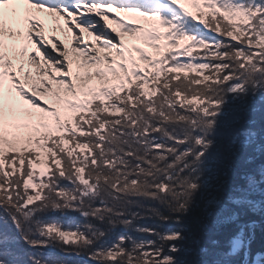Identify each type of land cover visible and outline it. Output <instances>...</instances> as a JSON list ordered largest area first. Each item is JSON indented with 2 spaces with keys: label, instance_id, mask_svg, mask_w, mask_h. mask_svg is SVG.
<instances>
[{
  "label": "snow or ice",
  "instance_id": "1",
  "mask_svg": "<svg viewBox=\"0 0 264 264\" xmlns=\"http://www.w3.org/2000/svg\"><path fill=\"white\" fill-rule=\"evenodd\" d=\"M258 232L264 0H0V264H264Z\"/></svg>",
  "mask_w": 264,
  "mask_h": 264
},
{
  "label": "trees",
  "instance_id": "2",
  "mask_svg": "<svg viewBox=\"0 0 264 264\" xmlns=\"http://www.w3.org/2000/svg\"><path fill=\"white\" fill-rule=\"evenodd\" d=\"M198 51L196 49H193V54ZM195 73H189V75H194ZM260 161L258 160L257 163ZM149 208H159L160 211H166L165 208L160 206L157 203H154L152 201H142L140 202V206L133 205L131 206V210L135 212H139L140 216L135 220V225L136 226H148L155 228L157 231H162L163 229L166 228H175L178 227L176 224L169 222V223H164L159 219V217L155 216L151 212L148 211ZM48 216H53L57 214L53 213H47ZM194 215H199V212L197 211L194 213ZM70 221H75V222H80L83 223V218L79 217L77 213H68ZM188 222H191V217L188 218ZM117 232H122L125 231L122 226H119L116 229ZM129 235H132L134 238L138 239H156V237L152 236H145L144 234L138 233L135 231V227L131 230H128ZM262 245H264V235L261 233H257V238L256 241L253 243V250L259 249ZM55 256L59 259L70 261L71 264H87L86 257L83 256H67L64 253L59 252L58 250L55 251ZM189 259H195L194 256H190Z\"/></svg>",
  "mask_w": 264,
  "mask_h": 264
},
{
  "label": "bare ground",
  "instance_id": "3",
  "mask_svg": "<svg viewBox=\"0 0 264 264\" xmlns=\"http://www.w3.org/2000/svg\"><path fill=\"white\" fill-rule=\"evenodd\" d=\"M116 15H117V16H123V15H125V14L117 13ZM45 24H46L45 31H47L48 29H50V27L59 28V32H58V34L60 35L59 38L62 39V40H64L65 43H66V44L69 46V48L71 49V47L73 46V44H74L75 42L72 40L71 33H68L67 31H65V30L62 28V27H66V26L64 25L63 20H59V22L57 23V22L54 21V20L48 19V20H46ZM62 29H63V30H62ZM51 33H52V31H50V32L48 31V32H47V35L52 36ZM84 38L86 39V41H89V42H91V40H92V38H91L87 33L84 34ZM73 55H75V54L72 53V52L70 51V56H73Z\"/></svg>",
  "mask_w": 264,
  "mask_h": 264
},
{
  "label": "rangeland",
  "instance_id": "4",
  "mask_svg": "<svg viewBox=\"0 0 264 264\" xmlns=\"http://www.w3.org/2000/svg\"><path fill=\"white\" fill-rule=\"evenodd\" d=\"M187 6L189 7V10L193 13V15H195L196 12H197V9L194 8L191 4H188ZM205 11H207V10H205ZM122 18H123L124 20H126V21L129 20V16H128V15H123ZM197 22H199V21H197ZM139 23L141 24V27H142L143 29H148V28L150 27V25L152 24L151 21H144V20L139 21ZM113 25H114V28L117 29V31L120 30V29H119V26H118L117 24L113 23ZM51 29L53 30V27H51ZM53 31H54V30H53ZM57 31H58V29H57ZM55 36H57V35H55ZM84 39H85V38H84ZM61 40H62V39H61ZM85 40H86V39H85ZM126 40H128L129 43H133V42H134V41H131L130 38H128V37H126ZM181 43H183V42H181ZM146 50H148V51H152L151 49H146ZM192 74H193V73H192Z\"/></svg>",
  "mask_w": 264,
  "mask_h": 264
}]
</instances>
